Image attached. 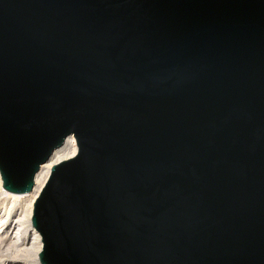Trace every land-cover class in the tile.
<instances>
[{"label":"water","instance_id":"1","mask_svg":"<svg viewBox=\"0 0 264 264\" xmlns=\"http://www.w3.org/2000/svg\"><path fill=\"white\" fill-rule=\"evenodd\" d=\"M41 264H264V0H0V174Z\"/></svg>","mask_w":264,"mask_h":264},{"label":"bare ground","instance_id":"2","mask_svg":"<svg viewBox=\"0 0 264 264\" xmlns=\"http://www.w3.org/2000/svg\"><path fill=\"white\" fill-rule=\"evenodd\" d=\"M77 151H78V146H77L76 139L72 134H70L65 138V140L62 142V144L60 146L56 147L52 151L51 155L47 158V160L39 165L38 170L34 174L33 188L28 193L17 194V193H11V192H8L7 190H5L2 186L3 181L1 178V174H0V197L3 196L2 197L3 202L0 204L4 209H5V206L8 204L10 207L8 209V213H6V214L1 213L0 214V241L2 240V234L3 233H4L3 236H5V232H4L5 227L4 226H6V223L8 222V221L6 222V220H7V216L10 214L9 212H10L11 208L15 205L19 206L21 204L19 206L20 207V214H18L19 215L18 220L21 221L22 226H23L22 235L19 234V231L13 232L14 234H12V235H14V237L18 240L21 239L24 242H28L30 245V246L28 245L29 247L27 250L25 249L28 252V254H30V256H31L30 259H28L29 263H22V264H41L39 261V258H38V253L41 251L43 244H42L40 233L31 223V217H32L33 208H34L33 203L35 202L36 198L39 196V194L42 190V187H44L46 181L48 180L49 175L51 174V171H52V169H51L52 165L58 163L61 160H65L67 158L75 156ZM13 220H15V219H13ZM16 222H14L13 226L15 225ZM16 227H18V226H16ZM17 229H21V228H17ZM6 237L7 236H5V238ZM7 240H9V239H7ZM10 240L12 241V239H10ZM18 240L17 241L15 240V242H19ZM2 242H3V240H2ZM9 243H11V242H9ZM22 245H24V243ZM25 246H27V245H25ZM4 248H5V246H4ZM23 248H24V246H23ZM16 250H18V249H16ZM20 250H21V248H20ZM2 251L5 252L6 250H2ZM11 251H13V250H11ZM19 255H20V252H15V251L12 252L11 254L3 253V256H5V257L9 256L12 258L13 257L16 258ZM24 255H25V253H24ZM20 256H22V252H21ZM1 258H3L2 255L0 257V264H21L20 262L18 263L14 259H10V260L7 259V260L2 261Z\"/></svg>","mask_w":264,"mask_h":264},{"label":"rangeland","instance_id":"3","mask_svg":"<svg viewBox=\"0 0 264 264\" xmlns=\"http://www.w3.org/2000/svg\"><path fill=\"white\" fill-rule=\"evenodd\" d=\"M2 197L3 196H1L0 197V203H2L3 202V199H2ZM8 201V200H7ZM6 201V202H7ZM21 205V204H20ZM19 205V206H20ZM18 205H15V206H13L12 208H11V210H10V214L7 216V220H6V226H4L5 227V236H7L6 238H5V236H3L4 235V233L2 234V240H3V242H2V240L0 241V257H1V255H2V257L3 258H1L2 259V261L3 260H7V259H14V260H16L18 263L20 262L21 264L22 263H29V261H28V259H30V254H28V252L26 251L27 249H28V247L30 246L29 245V243L28 242H24L23 240H18V239H16L15 237H14V235H12V234H14L13 232H16V231H19V234L20 235H22V230H23V226H22V223H21V221L20 220H18V214H20V207H19ZM7 208V209H6ZM10 207H9V204L8 205H6L5 206V209L1 206V204H0V214L1 213H4V214H6V213H8V209H9ZM2 209V210H1ZM13 219H15V220H13ZM17 221V222H16ZM14 222H16L15 223V225L13 226V224H14ZM11 223V224H10ZM16 226H18V227H16ZM16 227V228H15ZM17 228H21V229H17ZM9 233V234H8ZM5 239V240H4ZM7 239H12V241L10 240H7ZM14 240V241H13ZM15 240L17 241H19V242H15ZM9 242H11V243H9ZM21 242V243H20ZM4 243V244H3ZM24 243V245H22ZM2 244V245H1ZM25 245H27V246H25ZM29 245V246H28ZM4 246H5V248H4ZM12 248H11V247ZM14 246V247H13ZM23 246H24V248H23ZM4 248V249H3ZM14 248V249H13ZM20 248H21V250H20ZM16 249H18V250H16ZM26 249V250H25ZM2 250H6L5 252L4 251H2ZM11 250H13V251H11ZM20 252V255H21V252H22V256H18V257H16V258H12V257H9V256H3V253H5V254H11L12 252ZM3 252V253H2ZM24 253H25V255H24ZM27 253V254H26ZM24 255V256H23ZM19 259V260H18Z\"/></svg>","mask_w":264,"mask_h":264}]
</instances>
